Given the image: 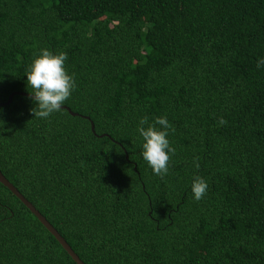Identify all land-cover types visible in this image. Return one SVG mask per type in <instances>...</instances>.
<instances>
[{
	"label": "trees",
	"instance_id": "1",
	"mask_svg": "<svg viewBox=\"0 0 264 264\" xmlns=\"http://www.w3.org/2000/svg\"><path fill=\"white\" fill-rule=\"evenodd\" d=\"M44 48L67 54L78 116L34 117ZM260 57L264 0H0V170L84 264H264ZM160 116L163 178L136 131ZM0 264H76L1 183Z\"/></svg>",
	"mask_w": 264,
	"mask_h": 264
},
{
	"label": "clouds",
	"instance_id": "2",
	"mask_svg": "<svg viewBox=\"0 0 264 264\" xmlns=\"http://www.w3.org/2000/svg\"><path fill=\"white\" fill-rule=\"evenodd\" d=\"M67 58L65 52L54 54L44 48L31 62L25 76L26 86L32 89L30 95L35 104L32 109L35 118L47 119L51 114L59 112L75 90L74 76L68 74L65 68ZM256 68H264V57L257 59ZM219 123L223 125L226 122L220 118ZM136 131L142 140L140 155L152 173L163 178L168 174L170 156L175 152L167 139L172 126L164 116L157 117L154 123L142 118ZM195 166L198 168L199 164ZM207 189L203 177L193 178L191 193L195 201H200L207 194Z\"/></svg>",
	"mask_w": 264,
	"mask_h": 264
},
{
	"label": "water",
	"instance_id": "3",
	"mask_svg": "<svg viewBox=\"0 0 264 264\" xmlns=\"http://www.w3.org/2000/svg\"><path fill=\"white\" fill-rule=\"evenodd\" d=\"M14 93L11 94L8 101L3 105H8L11 103ZM31 97V95H28ZM61 109H66L70 112L71 115L78 116L73 113L68 107L62 106ZM87 120H90L89 117H84ZM91 129L95 133V125L91 121ZM0 183L9 189L26 207L27 209L38 219V221L46 228V230L58 241V243L63 247V249L69 254V256L74 260L76 264H84L79 256L72 250L70 245L65 241V239L59 234V232L53 227V225L35 208V206L28 201L19 190L3 175L0 170Z\"/></svg>",
	"mask_w": 264,
	"mask_h": 264
}]
</instances>
